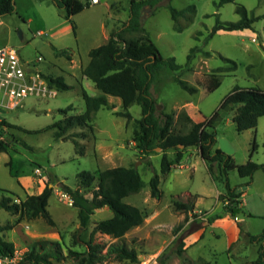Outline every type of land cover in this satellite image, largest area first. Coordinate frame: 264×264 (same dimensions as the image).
<instances>
[{"label":"rangeland","instance_id":"rangeland-1","mask_svg":"<svg viewBox=\"0 0 264 264\" xmlns=\"http://www.w3.org/2000/svg\"><path fill=\"white\" fill-rule=\"evenodd\" d=\"M77 1L84 5L91 4V0ZM131 1L102 0L100 6L87 7L70 23L50 0H14L15 12L0 17V49L14 48L23 62L31 64L33 70L45 77H63L73 87L67 91L53 88L57 91L53 98L30 97L16 110L0 113V124L8 122L15 126L1 128L3 134L0 139L10 138L11 149L0 153V203L3 198H8L12 200L11 204H20L29 195L39 194L44 182L52 183L54 191L48 211L61 231V241L58 242L64 254V259L54 261V264H78L68 257L69 249L85 252L87 246L84 242L90 240L95 223L113 216L108 208L97 210L89 227L84 229L80 226L78 209L70 203L69 198L61 197L63 191L56 193V189L62 185L77 189L78 175L84 171L97 174L110 168L137 167L146 186L141 192L127 197L125 202L140 208L145 214L155 209L158 201H163V196L161 199L151 196L150 180L158 174L163 179L161 190L166 196L164 202L178 198L196 205L197 210L223 215L222 201L225 202L228 190L221 169L213 167L193 148H189L182 161L189 169L175 168L164 178L161 171L163 151L159 148L158 154L150 157L140 153L133 136L134 121L128 123L126 118L115 115L124 111L119 98L108 96L110 106L114 108H102L96 114L93 134L85 128H77L69 133L87 134L85 138L79 135L76 138L82 153L78 152V146L72 139L57 140V129H49L66 117L60 110L73 106L74 110L69 111L67 116L85 111L83 90L94 97L102 95L91 80L83 79V69L90 62V51L106 44L111 33L121 29L129 20ZM219 2L163 0L154 8L145 7L143 10V26L164 57H173L177 64L185 66L192 48L200 47L212 54L209 58L203 53L198 54L193 62V71L181 77L189 86L197 89L196 94L183 90L168 69L163 70L161 77L154 82L152 93L157 99L158 111L164 114L175 112L176 121L186 105L195 108L197 116L200 112L202 116L199 118L210 119L235 87L264 91V0H235V3L222 7L217 6ZM237 5L244 6L250 16H263V19L254 24L253 30L221 31L210 38L218 19L222 22H238L241 19L236 12ZM190 6H194L192 11L186 12L177 22L173 20L170 7L183 11ZM178 28L182 31H178ZM199 32H202L201 36ZM56 50H70L72 59L58 55ZM226 59L236 62V70H226L232 66ZM219 69L223 71L217 72ZM129 111L134 119L142 117L139 105L132 106ZM236 113L237 107H234L220 125L214 127V131L233 145L236 150L233 158L237 164L252 160L264 165V117L257 128L238 132L233 120ZM177 125V129L183 132L190 127L184 121ZM168 157L173 160L172 151L168 152ZM37 169H41L42 175L36 173ZM229 182L232 188L245 193L243 199L246 205L239 214L245 232L241 242L232 246L231 253H228L223 238L218 239L208 231L203 242L189 252L210 258V250L216 243L219 257L213 264H246L257 260L260 252V245L252 243L250 236L264 231V171H258L253 178H243L237 170H233L229 173ZM95 188L96 185L83 188L82 192L91 197ZM220 195L226 197H221V201L218 198ZM172 212L175 215H189V210L179 212L174 204ZM168 219L173 221L171 217ZM184 224L155 226L144 235L136 232L141 226L136 227L121 243L137 252L139 262H121L112 257L99 264H204L200 259L193 261L187 257L183 235L178 234ZM52 227L43 219L28 221L22 219L19 213L0 208V239L14 244L15 249L26 252L39 240L53 241L46 235L47 229ZM116 242L117 239L100 233L94 237V243L103 246L102 255Z\"/></svg>","mask_w":264,"mask_h":264},{"label":"trees","instance_id":"trees-1","mask_svg":"<svg viewBox=\"0 0 264 264\" xmlns=\"http://www.w3.org/2000/svg\"><path fill=\"white\" fill-rule=\"evenodd\" d=\"M50 1L58 7L65 19L70 23H72L73 17L90 6L89 3L84 5L77 0ZM162 1H131L129 20L123 24L121 29L111 33L106 44L90 51V62L83 69V75L95 84L102 92V95L94 97L83 90L82 95L86 105L85 111L79 115L67 116L69 111L74 110L73 106L60 110L66 117L49 129H57L55 135L57 140L72 139L78 146V152L82 153V148L76 138L79 136L85 138L87 134L69 133L77 128H85L93 134L96 114L102 108H114L110 106L108 96L119 98L122 101L124 111L116 112L115 115L126 118L128 123L134 121L133 136L140 153L150 157L153 154H158L157 149L159 148L163 151L162 175H167L171 172L173 165L183 159L188 148L197 147L200 149L202 158L212 165L218 164L222 175L225 176L228 205L236 204L239 206L242 192L238 191L237 188H232L229 182V173L237 170L241 177L253 178L258 171H264V165L252 160L246 164H237L233 156H228L219 148H216L218 135L214 131V122L221 114V111L232 103L233 108L237 107V113L233 120L238 132L257 128L260 119L264 117V91L257 88L235 87L225 98L221 108L210 119H206L201 123L194 122L184 110L179 113L177 121L175 112L172 114L159 112L157 99L152 93V86L161 77V72L165 69L170 70L173 73V80L183 90L190 94H196L197 89L189 86L181 77L185 73L193 71V62L198 54L203 53L208 58L212 55L210 52H204L200 47L192 48L185 66L177 64L173 57L167 58L162 55L159 47L142 23L144 8H154ZM228 3H235V0H220L217 6L222 7ZM193 9L194 6H190L186 10L179 11L174 7H170L172 18L176 22L186 12ZM14 12V0H0V17L13 14ZM236 12L241 16L238 22H222L218 19L209 37L212 38L221 31L253 30L254 24L263 19V16L254 14L250 16L248 10L242 5H237ZM72 26L75 30V26L73 24ZM178 31H182V29L178 28ZM198 35L201 36L202 32H199ZM56 51L58 55L72 59L70 50ZM226 61L232 65L226 69L227 71L236 70V62L230 59H226ZM220 71H223V69L217 70V72ZM45 78L49 86L58 91H67L73 88L65 82L63 77ZM134 105H139L142 108V117L140 119H134L129 111ZM183 121L190 125L189 128L188 126H183L185 129L188 128L187 132L177 129V123H183ZM3 126L15 127L8 122H2L0 124L1 136L3 134L1 132ZM10 143L11 140L8 137L5 140L0 139V153L8 152L11 149ZM255 149L256 147H254V151ZM171 150L175 151L176 154L173 161L168 157V152ZM78 178L77 189L64 185L59 189L69 197L73 206L78 209L80 226L87 229L97 210L109 208L113 212V216L108 220L95 223L90 240L84 242L87 246L85 252L69 249L68 257L78 264H99L112 257L121 262L138 263L139 256L137 252L121 243V240L130 231L142 226L145 221V213L140 208L125 202L127 197L141 192L146 186L138 169L134 166L129 168L116 167L99 171L97 174L84 171L78 175ZM160 184L161 176L155 174L150 180V190L153 198L161 199L163 196ZM51 185V182H44V187L39 194L29 195L20 204H11V199L3 198L0 208L15 214L19 213L22 219L28 221L43 219L48 225L55 226L56 223L48 211L49 200L54 191V187H51ZM93 185H96V188L92 191L91 197L86 196L82 189L91 188ZM173 204L179 212L186 211L189 207L194 206L191 202L186 203L178 198H173ZM238 206H229L228 208L234 217L239 214ZM97 233L108 235L118 240V242L109 246L105 255H102L103 246L94 243V237ZM250 241L260 245V252L257 260L247 264H264V231L259 235L250 236ZM14 250V244L0 239V255L11 254ZM63 259L64 254L59 242L39 240L29 248L20 264H54V261L60 262ZM200 261L204 264H212L204 259H200Z\"/></svg>","mask_w":264,"mask_h":264},{"label":"crops","instance_id":"crops-1","mask_svg":"<svg viewBox=\"0 0 264 264\" xmlns=\"http://www.w3.org/2000/svg\"><path fill=\"white\" fill-rule=\"evenodd\" d=\"M101 4H102V0L99 4H90V7H97V6H100ZM83 77H84L83 78L84 80L88 79L86 76H83ZM182 109H184L187 112L188 116L196 123H201V122L206 120L205 117L199 118V116H202L201 113L199 112V116H197V114L195 113V111H196L195 108H193L191 105H186V106L182 107ZM219 137H222V136H218V138ZM192 148L194 149V151L197 154L201 155L199 148L190 147V149H192ZM216 148H219V146L217 145ZM171 151L174 155V158H173V160H174L176 154H175V151H173V150H171ZM184 157H185V155H184ZM184 157H183V159H184ZM183 159L179 163H175L172 167V170L175 168H178L181 170L189 169L188 165L182 164ZM213 167H216V168L218 167L220 169L218 164H213ZM172 170H171V172H172ZM171 172L169 174H171ZM169 174L165 175L164 178L168 177ZM162 181H163V179L161 178V184H162ZM161 184H160V189H161ZM189 195L191 196V194H189ZM244 196H245V193H242V196L239 199V202H240V204L238 206L239 214H241L242 209L246 205V203L243 199ZM221 197H226V196H223V195L218 196L219 200H221ZM165 199H166V196H165V193L163 192L162 203H161V201H158L155 209H152L151 211H149L148 213L145 214V221H144L143 225L141 227H139L138 231H136V232L144 235L145 233L152 230L155 226H163V227L167 226L168 227L171 224L185 222L184 226L182 227V229L179 231L178 234L183 235V241L185 244L184 248L188 253V254H186L187 257H189L193 261H197L199 259H204L207 262H210L212 264L214 262H216L215 260L218 259V257H219V251L217 249L216 243L213 244L212 249L210 250V253H211L210 258H207L206 256H204L202 254L201 255L200 254H191V252H189L195 246H197L201 242H203L208 231L211 233V235H214L218 239L223 238V242L225 243V245H227L226 252H228V253L229 252L231 253L230 250H231L232 246H237L241 242L242 236L245 234V232L243 231V228L241 226V219L239 218V214L236 217H234L233 213L231 211H229L227 197L225 199V202L221 200L223 202V207H224L223 215L213 213L212 211L203 212L202 210H197L196 205H194L192 207L193 211H191L190 210L191 207H189V209H188L189 215L188 216L185 214L175 215L172 212V207H173L172 199L171 200L168 199L167 202H164ZM104 209H106V208H104ZM170 217L173 219V221L168 219ZM201 225L203 227H201ZM60 232L61 231L55 225L51 229H47L46 235L51 237V239H53L54 242H58V241H61ZM247 235H248V233H247ZM117 242H118V240H117ZM255 245H257V244H255ZM255 247H258V246H255ZM258 249H257V251H258Z\"/></svg>","mask_w":264,"mask_h":264},{"label":"built area","instance_id":"built-area-1","mask_svg":"<svg viewBox=\"0 0 264 264\" xmlns=\"http://www.w3.org/2000/svg\"><path fill=\"white\" fill-rule=\"evenodd\" d=\"M100 2L91 0V4ZM56 95L57 91L49 86L44 75L33 70L30 63L23 62L14 48L0 49V113L16 110L30 97L53 98ZM36 173L42 175L41 169H37ZM60 191L56 189L57 194ZM61 197L69 198L64 192H61ZM70 203L73 205L71 200ZM26 228L29 229V226ZM27 252L15 249L11 254L0 255V264H20Z\"/></svg>","mask_w":264,"mask_h":264},{"label":"water","instance_id":"water-1","mask_svg":"<svg viewBox=\"0 0 264 264\" xmlns=\"http://www.w3.org/2000/svg\"><path fill=\"white\" fill-rule=\"evenodd\" d=\"M232 107H233L232 103L225 107V109L221 112V114L216 118L214 122V127L220 125V123L226 118L228 112L232 109ZM218 146L219 149L228 156H233L236 151L233 145L224 137L218 138ZM190 210L193 211V208L191 207Z\"/></svg>","mask_w":264,"mask_h":264}]
</instances>
